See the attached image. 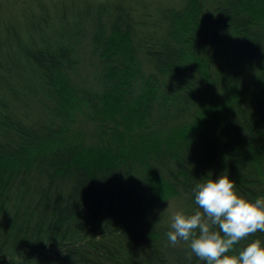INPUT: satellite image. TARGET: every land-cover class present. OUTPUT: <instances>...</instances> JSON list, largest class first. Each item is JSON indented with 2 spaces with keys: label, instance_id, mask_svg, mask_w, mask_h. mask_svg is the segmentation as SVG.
Masks as SVG:
<instances>
[{
  "label": "trees",
  "instance_id": "trees-1",
  "mask_svg": "<svg viewBox=\"0 0 264 264\" xmlns=\"http://www.w3.org/2000/svg\"><path fill=\"white\" fill-rule=\"evenodd\" d=\"M221 174L264 200V0H0V264H207Z\"/></svg>",
  "mask_w": 264,
  "mask_h": 264
},
{
  "label": "clouds",
  "instance_id": "clouds-1",
  "mask_svg": "<svg viewBox=\"0 0 264 264\" xmlns=\"http://www.w3.org/2000/svg\"><path fill=\"white\" fill-rule=\"evenodd\" d=\"M193 193L201 210L175 214L167 233L169 242L175 246L190 241L191 253L207 264H264V245L259 239L238 254H227L246 237L264 232V200L240 195L226 174L197 183Z\"/></svg>",
  "mask_w": 264,
  "mask_h": 264
}]
</instances>
